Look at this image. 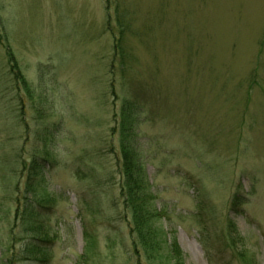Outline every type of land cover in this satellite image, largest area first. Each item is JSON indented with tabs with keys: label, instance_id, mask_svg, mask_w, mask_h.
I'll list each match as a JSON object with an SVG mask.
<instances>
[{
	"label": "rangeland",
	"instance_id": "374dc122",
	"mask_svg": "<svg viewBox=\"0 0 264 264\" xmlns=\"http://www.w3.org/2000/svg\"><path fill=\"white\" fill-rule=\"evenodd\" d=\"M126 99L142 211L178 248L156 263L118 172ZM27 191L57 198L49 264H264V0H0V264L32 235L14 222Z\"/></svg>",
	"mask_w": 264,
	"mask_h": 264
},
{
	"label": "trees",
	"instance_id": "16d2710c",
	"mask_svg": "<svg viewBox=\"0 0 264 264\" xmlns=\"http://www.w3.org/2000/svg\"><path fill=\"white\" fill-rule=\"evenodd\" d=\"M109 3V0H106ZM117 18V20H116ZM112 21V13L110 7H106V23L107 26ZM115 21L117 23V35L113 34V52L114 58H119L121 61L120 67L125 64L126 54L122 49V45L126 38V34L130 32V26L124 23V20H119V17L115 15ZM128 55V54H127ZM11 54H9L8 61L11 64ZM124 57V59H123ZM14 70V64H13ZM128 67V66H127ZM17 69V68H16ZM24 84V81H23ZM25 85V84H24ZM137 101V100H136ZM134 100H127L122 106L119 120H116V128H114V134L118 136V172L121 175L122 189L125 191L127 203L131 207L132 215V228L140 247L143 248V252L146 258L156 263L158 256L160 258H172L177 254L178 248L174 243L167 245L170 253L160 252L166 248L165 242L158 238L153 229L150 228L151 211H142V202L145 204V197L142 196L141 191L147 189L148 183L143 171V165L141 158L136 149V123L138 115L141 113V106ZM39 165V166H38ZM42 166L40 163H36L35 158L30 162L28 166L24 164L28 173L27 187L30 186V182L37 176V170ZM41 168V167H40ZM29 189V188H28ZM35 200V204L31 207L30 201L26 202V198H23L24 206L18 207L14 212L15 226L24 228L27 233H31V237L25 240L22 246V252L13 253L7 257L6 264H21L22 262H28L29 264H49V245H51L52 236L50 231L45 228L42 220L44 211L52 209L56 197L51 193L40 192L39 195L27 191ZM238 196V195H237ZM236 195L231 201L232 209L238 208V197ZM32 200V201H34ZM20 202V200H18ZM38 208V210H37ZM40 210V211H39ZM234 211V212H235ZM152 214V213H151ZM150 219V220H149ZM164 256V257H163ZM176 264H181L177 261Z\"/></svg>",
	"mask_w": 264,
	"mask_h": 264
}]
</instances>
